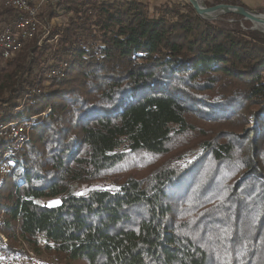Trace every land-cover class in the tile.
I'll use <instances>...</instances> for the list:
<instances>
[{
    "label": "trees",
    "instance_id": "trees-1",
    "mask_svg": "<svg viewBox=\"0 0 264 264\" xmlns=\"http://www.w3.org/2000/svg\"><path fill=\"white\" fill-rule=\"evenodd\" d=\"M47 5L56 29L0 50V124H33L21 147L0 142V232L68 264H264V32L187 0ZM19 15L0 8V33ZM136 154L142 173L76 191Z\"/></svg>",
    "mask_w": 264,
    "mask_h": 264
},
{
    "label": "rangeland",
    "instance_id": "rangeland-1",
    "mask_svg": "<svg viewBox=\"0 0 264 264\" xmlns=\"http://www.w3.org/2000/svg\"><path fill=\"white\" fill-rule=\"evenodd\" d=\"M51 1V0H50ZM50 1L47 3V4H49L50 3ZM149 1H153V2H159V1H161V2H165V1H168V0H149ZM188 1V0H187ZM189 2V1H188ZM204 2L206 3V0H204ZM213 2V1H212ZM190 3V2H189ZM47 4H44L43 6H41L40 8H39V12H38V14H37V20L40 22L39 23V32H40V35H41V38H40V42H42V40H43V38L44 37H46L47 36V34H48V32H49V30L51 31V30H54V29H56L58 26H57V20L56 19H54V20H52L51 22H50V24L48 25V24H46L45 22H44V19L43 18H41V16L39 15V14H41V12L43 11V8L46 6H48ZM207 4H209V3H207ZM4 8H12V9H14L15 11H18L19 13H20V15H19V17L18 18H16V20L15 21H13L12 22V24H7V25H4L3 24V26H5L4 27V29H3V31H5V30H7V28L8 27H10V28H14L15 27V25H18L19 23H20V21H21V19L24 17V16H27V11H23V10H21V9H19V8H15V7H4ZM259 12H263V11H259ZM264 13V12H263ZM223 14H225V13H223ZM223 14H221V15H223ZM221 15L218 17V18H216V19H219V18H221ZM252 22V21H251ZM253 23V22H252ZM252 28L253 29H257V28H255V25H254V23H253V26H252ZM15 29H16V27H15ZM257 30H259V29H257ZM2 31V32H3ZM259 31H261V30H259ZM1 32V33H2ZM261 32H263V31H261ZM0 33V34H1ZM34 37V36H33ZM30 38V37H29ZM32 38V37H31ZM23 40V41H22ZM26 40H29L28 39V37L27 38H21V46L20 47H18L17 49H13V50H9V51H7V53L5 54V50L0 46V50L2 51V54H3V56L6 58V59H8V58H12L15 54H17L18 53V51L19 50H21V48L23 47V45H24V43H25V41ZM13 53H12V52ZM14 54V55H13ZM13 55V56H12ZM12 56V57H11ZM53 73V75H55V76H59V75H61V70L59 69V68H57V70H55L54 72H52ZM41 91H40V89L39 88H37V87H35V88H33V87H29L28 88V91H27V96H25V98H24V100L22 101V106H20V108H21V110L22 109H24V105H25V103H27V100H26V98H28V96H29V98L30 97H32V96H34V95H37V94H39ZM26 106V105H25ZM51 112V109H49V113ZM248 112H246V117H241V122H242V124H244V128H246V127H248L249 125H250V123H248V120L246 119L247 117H248ZM42 116H45V115H47V111L46 112H43L42 114H41ZM199 117L200 115H198V114H195L193 117H191V118H196V117ZM228 120L226 121V122H224L223 124H221L220 126H216L215 124H211V127L213 128V131H211V130H209L207 127H203V129H205L206 130V135H207V137H209V138H212L213 137V135L214 134H216V133H218L219 131H220V129H229V130H234L235 128H236V126H238L239 125V122H236V121H234V119H232V118H227ZM247 120V121H246ZM196 121V120H195ZM21 124V123H18V122H8V123H4V124H0V126H3V125H8V124ZM24 123H26V125L25 124H21V125H19V126H22L23 128L25 127V129L27 130V128H29V127H32L33 126V124H32V121H30V120H28V122H24ZM196 123H198V124H201V122H197L196 121ZM28 124V125H27ZM199 129V128H198ZM200 129H202V128H200ZM199 129V130H200ZM29 131H27V135H28V137H29V132H30V130H31V128H29L28 129ZM194 132V131H193ZM194 134L195 135H193V138H191L190 140H188V139H179L178 138V140H177V143H176V145H179V146H175L174 147V149H172L173 150V152H172V154H175V153H177L178 151L180 152V150H183V149H190V148H192L191 147V145H195L197 142H200L203 138H204V136H200V134H201V132L199 133V134H196V132H194ZM1 137V136H0ZM3 139H6V138H3ZM29 139V138H28ZM2 141H4V140H2ZM185 143V144H184ZM198 144V143H197ZM16 145V144H15ZM19 147H21V146H19ZM18 147V148H19ZM8 151L7 152H5V154H3L4 155V157L5 156H7L8 154ZM138 157H140V154H136V155H130L129 156V158H128V160L125 162V164L124 165H122V166H119L116 170H114V171H112V172H109V173H107L106 175V179L107 180H99V179H95V180H93V181H89V182H83L82 184H79V185H77L76 187H75V189H76V191L79 193H81V192H87L89 189H91V188H98V187H104L105 186V183H106V181L107 182H114V181H121V180H123V177L125 176V175H127L128 173H130L131 171L130 170H134L135 172H139V173H142L143 171L142 170H140V160H138ZM0 166H1V164H0ZM151 169V168H150ZM149 169V170H150ZM148 169L147 170H145L144 171V173H143V175L145 174V175H147V172L149 171ZM128 171H130V172H128ZM129 175V174H128ZM54 202H57V201H53V203ZM182 210H184V208H182ZM204 228H208V229H210L209 227H203V228H201L200 230H199V232H198V238H201V240L202 239H204L205 238V235H204V232H203V230H204ZM17 231H19V230H17ZM8 236L6 233H4V232H0V237H2V236ZM9 237V236H8ZM10 238V237H9ZM1 240H2V238H1ZM21 240H22V237L19 235V233L17 234V238H15V239H11V243L9 244V246H8V250H16L17 252L19 251V249H20V251H26L27 253L29 252V249L28 248H32L33 250H34V248L30 245V242H28L27 240H22V242H21ZM20 243V245H18ZM231 243L233 244V242L231 241ZM25 244V245H24ZM10 245H12V248H14V247H16V248H14V249H11L10 248ZM28 247V248H27ZM19 248V249H18ZM26 249V250H25ZM31 249V250H32ZM217 249H219L218 247H216V249H215V247L213 246L211 249H210V253L213 255V256H215V254H217L219 251H223V250H221V248H220V250H217ZM15 251V252H16ZM35 252H37V253H39V254H42L43 255V257H45L46 259H49V258H52L51 257V254H49L47 251H41V252H39V251H37V250H34ZM26 252H24V253H26ZM239 259H237V256H236V260H239L238 262H237V264H243L244 262H243V260H242V257L240 256V257H238ZM49 260H51V259H49ZM69 264H89V261L87 260V259H79V260H75V261H73V263H69Z\"/></svg>",
    "mask_w": 264,
    "mask_h": 264
},
{
    "label": "built area",
    "instance_id": "built-area-1",
    "mask_svg": "<svg viewBox=\"0 0 264 264\" xmlns=\"http://www.w3.org/2000/svg\"><path fill=\"white\" fill-rule=\"evenodd\" d=\"M50 0H0V8L15 7L23 11H27V16H24L18 25L14 28L8 27L7 30L0 34V46L5 50V54L11 47H15V43L19 42L20 35L29 36L31 27L39 28V21L37 14L39 8L47 4ZM14 132H21L22 130H15ZM1 136V134H0ZM1 244V240H0ZM16 251V250H13ZM0 264H44L34 256H25L22 252V258L8 257V260H0Z\"/></svg>",
    "mask_w": 264,
    "mask_h": 264
},
{
    "label": "bare ground",
    "instance_id": "bare-ground-1",
    "mask_svg": "<svg viewBox=\"0 0 264 264\" xmlns=\"http://www.w3.org/2000/svg\"><path fill=\"white\" fill-rule=\"evenodd\" d=\"M206 15L208 16L209 13H207ZM39 30L40 29L38 27H31L29 36L20 35L19 42L15 43V47H11V49H9V50L17 49L18 47L21 46V38L22 39L23 38H27V37H28V39H29V37L33 38V36H35L37 34V32H39ZM19 125H21V124H16L15 123V124H8V125L0 126V134H1L0 142H1V139H3V138H6V139H3V140H11L12 142H14V144L19 145V146L21 144H23L24 142H26L27 139H28L27 131H29L28 130L29 128H27V130H26L25 129L26 126L23 128L22 126H19ZM15 130H22V134H21V132H14ZM7 154H9V152ZM7 172H8V166L6 164L1 165L0 166V176L5 175ZM1 238H2V240H1ZM0 240H1V244H0V260H8V257H12V255H13V258H22V252H23V255H25V256H34V258H38L40 260V262H43L44 264H68V263H66L64 261H60V260H57V259H51V260H49L50 258L46 259L45 257H43L42 254H39V253L35 252L34 251L35 249L33 250L32 248H28V247H27L29 249L28 253L26 251H20L19 248H18L19 249L18 252L17 251L15 252V251H12V250H8L7 248L9 246V244L11 243L10 238L8 236H4L3 235L2 237H0ZM21 242H22V240H21ZM18 245H20V243ZM14 248H16V247H14ZM14 248H12V249H14ZM24 252H26V253H24Z\"/></svg>",
    "mask_w": 264,
    "mask_h": 264
},
{
    "label": "water",
    "instance_id": "water-1",
    "mask_svg": "<svg viewBox=\"0 0 264 264\" xmlns=\"http://www.w3.org/2000/svg\"><path fill=\"white\" fill-rule=\"evenodd\" d=\"M197 12L207 19H216L223 13H235L254 23L255 28L264 32V13L249 9L231 0H216L205 3L204 0H188ZM209 13L207 16L206 14Z\"/></svg>",
    "mask_w": 264,
    "mask_h": 264
},
{
    "label": "crops",
    "instance_id": "crops-1",
    "mask_svg": "<svg viewBox=\"0 0 264 264\" xmlns=\"http://www.w3.org/2000/svg\"><path fill=\"white\" fill-rule=\"evenodd\" d=\"M245 7L264 12V0H240Z\"/></svg>",
    "mask_w": 264,
    "mask_h": 264
}]
</instances>
